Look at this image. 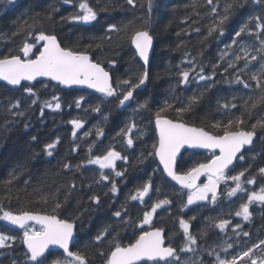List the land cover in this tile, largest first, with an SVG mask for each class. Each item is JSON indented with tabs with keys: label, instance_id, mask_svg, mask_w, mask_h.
<instances>
[{
	"label": "trees",
	"instance_id": "trees-1",
	"mask_svg": "<svg viewBox=\"0 0 264 264\" xmlns=\"http://www.w3.org/2000/svg\"><path fill=\"white\" fill-rule=\"evenodd\" d=\"M80 2L0 0V57L20 55L25 59L20 49L28 42L34 45L28 58H35L42 47L35 36L43 31L55 35L61 47L86 50L92 61L109 72L113 87H117L124 80L137 83V77L145 70L130 36L135 30H148L154 41L147 69L149 79L142 89L135 90L134 99L126 107L119 106L120 95L107 97L87 90L63 89L49 81L22 83L18 89L0 83V216L6 211L34 212L74 222L76 239L71 251L81 253L87 264H106L113 247L109 242L114 236L121 246H127L142 231L152 228L163 229L166 245L176 249V256L168 264H176V257L179 264H219L217 255L221 260L237 257L236 264H251L252 259L264 258V245L260 244L264 240V203L254 200L249 204L247 221L235 214L242 204L248 203V195L264 188V174L259 172L264 168V127L256 128L252 145L242 153L244 159L238 158L225 173L231 177L244 171V191L229 196L235 182L220 181L215 203L210 196L187 205L190 192L166 178L153 148L158 146L155 114L165 102L171 108L162 113L164 117L204 128L214 135H222V127L229 120L242 119L241 127L246 131L258 121L264 122V88L257 87V81L252 79L253 74L260 75L264 66V60L257 55L264 40V0H247L242 8H237L224 25L223 35L218 31L209 35V28L218 20L212 8L223 15L231 0H212V4L207 0H152L151 12L147 0H134L133 4L127 0H87L97 12V20L88 24L68 19L78 14ZM245 24L251 31L236 37L235 32ZM109 25H116L119 31H108ZM233 40L237 43L233 44ZM242 47L249 50L250 56L257 55L255 61L248 59L247 67ZM237 55L242 59L236 60ZM184 71L189 72L187 83H181L180 74ZM201 75L211 79L202 81ZM261 84L264 85V77ZM27 87H32L35 95L25 92ZM117 91L126 92L127 87ZM193 96L198 101L189 111L177 114L176 109L186 107ZM53 97L59 98L60 109L44 107L45 102L55 103ZM81 97L77 107L76 101ZM146 100L148 107L139 108L138 104ZM16 101L20 102L19 107L13 109ZM97 106L100 111H93ZM19 112L23 115H15ZM72 120L83 122L75 136ZM216 122L221 123V129L212 127ZM133 123L136 127L130 135L134 143L129 147L121 129L126 131ZM97 129H102L103 134L97 136ZM48 144L55 145L52 155H48ZM109 149L120 152L127 160H116L114 169L88 163ZM214 155L185 150L177 159L176 172L186 173ZM65 164L70 167L64 168ZM101 172L109 180H102ZM116 172L123 175L116 176ZM249 179L255 182L248 184ZM111 181L116 183V193L110 191ZM149 181L152 187L143 202L131 200L137 188ZM92 196H98L100 203L92 201ZM165 198L171 203L157 209L150 224L141 225L144 213ZM117 211L121 217L114 215ZM181 218L189 223V231L196 237L193 251H181L186 239L179 223ZM221 220L229 222L224 230L216 227ZM237 224L240 228L235 227ZM105 228L109 229L107 238L97 242L95 237ZM0 234L15 238L0 247V264H30L22 243L23 233L0 220ZM249 248L252 252L243 257ZM57 259L67 258L61 251H50L43 264Z\"/></svg>",
	"mask_w": 264,
	"mask_h": 264
},
{
	"label": "snow or ice",
	"instance_id": "snow-or-ice-1",
	"mask_svg": "<svg viewBox=\"0 0 264 264\" xmlns=\"http://www.w3.org/2000/svg\"><path fill=\"white\" fill-rule=\"evenodd\" d=\"M13 0H9L12 3ZM129 4H133L134 0H127ZM208 4H212V0H207ZM148 11L151 12L152 0H147ZM247 0H231L227 3L223 9V15L217 13V8H212V13L218 15V20L209 28V35L213 32L218 31L220 35L224 34V25L229 21L230 16L237 10V8H242ZM82 13V14H81ZM49 18H51L49 16ZM71 21L82 22L84 24L91 23L97 20V12L89 6L87 0H81L79 3V12L76 15L68 17ZM257 20L260 17H256ZM147 24V20L145 21ZM108 31H119L116 25H109ZM198 31V30H197ZM248 25L245 24L235 32L236 37H240L242 33L250 32ZM264 31V28H262ZM31 35V33H29ZM35 39L37 42H44L43 48L40 50L39 55L35 59L28 58L29 54L32 52L34 45L28 42L23 44L20 51L23 53L25 59H21L20 55H5L0 57V80L6 81L12 86H21L22 81H33L37 77H50L52 80L58 81L63 85H88L90 88H94L97 91L103 93L107 97H116L117 95L122 96L119 100V106L126 107L128 102L134 99L135 90L139 89L140 86L144 85L149 79V73L147 70V64L149 62L150 49L153 46V36L148 30H135L130 36V42L135 46V50L139 57L143 60L145 65V70L137 77V83H132L130 80L120 81L117 87H113L111 82V77L107 71L101 66L100 63H95L92 61L88 52L85 51H74L72 48L61 47L55 35H46L43 31L39 32ZM237 41L233 40V44ZM261 48L258 50L257 55L260 56L261 60H264V40L261 42ZM243 52V58L246 61L245 67H247V61L250 58L251 61L257 60V55H251L247 48H241ZM223 58V57H221ZM236 60L242 59L241 56L237 55ZM110 63L115 64V61ZM233 64H229V67H233ZM181 83H187L189 78V72L184 71L181 74ZM264 77V66H262L260 75L253 74L252 79L257 81V87L264 88L261 84V79ZM200 80H209L210 77H205L201 75ZM236 81L241 82L240 77H236ZM126 86V92H119L117 88ZM245 87H248L245 84ZM25 92L30 95H35L32 87H27L24 89ZM80 100L76 101L77 107L80 106ZM264 99V96L261 97ZM53 101L45 102L44 107L60 109L61 105L59 103L58 97H53ZM198 101V97L193 96L189 99V104L186 107L177 108V114H182L189 111L191 106ZM37 100H32L35 104ZM20 102L16 101L12 108H18ZM139 108H147L148 101L138 104ZM255 106V105H254ZM227 107V105H225ZM234 107V105H233ZM171 108V105L165 102L164 107H161L155 114L156 116V127L159 131V145H153L155 155L159 157L160 162L163 164L164 171L169 177L177 181L182 187L188 188L190 194L188 195L187 205L193 204L195 201H202L208 199V193H211L212 202L215 203L217 199V187L220 181L231 179L235 182V187L231 188L228 192L229 196H234L238 191L243 192V186L241 178L245 175L244 171H241L235 176H226V170L229 169L230 165H233V161L237 159V154L241 153L245 146H250L253 143V139L256 135L257 127H264V122L258 121L256 124L252 125V130L245 131L241 127L244 121L237 118L235 121L229 120L227 124L221 125V123L216 122L212 125L214 129L223 130L222 135H214L212 132L205 131L204 128L190 127L184 123L175 122L173 120L167 119L162 115L166 109ZM93 111L99 112L100 108L97 106L93 108ZM41 114H43V108L41 109ZM15 115H23L22 112L15 113ZM107 117H105L106 119ZM71 123L74 125L72 135H76V129L82 127L83 122L81 120H72ZM235 126L236 130H233ZM136 125L133 123L125 131L121 129V133L127 138V145L131 147L134 143L131 133ZM103 134L102 129H97V136ZM88 135V133H85ZM35 139V137H33ZM185 145L192 148H206L209 150L218 149L219 155H214L213 159L207 164H198L197 166L189 169L184 174H177L175 171L177 154L180 149ZM54 144H48L46 149L48 150V155H52L51 149L54 148ZM91 151V146L90 149ZM152 155V153H149ZM118 159L127 160V157H122L120 152L114 149H109L107 153L103 156H96L93 159H89V164H97L101 169L105 168H115V161ZM240 160L244 159L241 154L239 156ZM70 165L65 164L64 168H69ZM79 167V166H77ZM246 171V170H245ZM259 172L264 174V168H260ZM202 173L208 174V183L200 186L196 184L197 179ZM122 172H116V176H122ZM102 180H109L107 175L101 172ZM254 179H249L248 184H253ZM112 187L110 191L116 193L118 191L115 181H111ZM73 188L75 185L72 186ZM152 185L151 181L145 183L142 187L137 188L136 192L130 196V199L140 200L143 202L144 197L150 192ZM158 191V189H157ZM92 201L99 204L100 198L98 196L90 197ZM258 201L264 203V188H261L260 192H252L248 195V203L241 205V210L237 211L235 214L237 216H242L245 221L250 219L249 204L253 201ZM171 201L167 198L159 200L151 206V211L145 212L143 219L140 222L141 225L150 224L152 222L153 214L157 209L164 205H169ZM187 205H184L187 207ZM60 204L57 203L56 208H59ZM55 211V209H54ZM116 217H121V212L117 211L114 213ZM0 220L5 221L7 224L16 226L20 229H24L22 243L26 245V257L27 260L34 262V264H43L44 260L47 259L46 251L49 246L55 245L63 249L67 258L64 261L53 260L52 264H87L86 258L79 252H72L69 250L70 242L74 238V222L69 220L58 219L55 215H39L29 212H21L20 214H14L13 212L6 211L0 216ZM36 221L40 224V230L35 229L28 230L27 222ZM127 223V221H125ZM180 227L183 229V235L185 239L184 248L181 251H193L192 245L196 244V237L193 236L189 231V223L184 221L182 218L179 221ZM228 221L221 220L216 227L221 230L225 229ZM236 228H240L237 224ZM109 234V229L105 228L96 237L97 242H101L107 238ZM118 235V234H117ZM245 236L248 233H244ZM14 237H6L0 234V247H4L6 241ZM113 247L110 254L107 257L106 264H136L137 261L142 258H147L149 260H160L168 264V258L176 256V249L172 247L164 246L163 229L155 228L152 231H142L139 237L134 243L127 245L126 247L121 246L116 237L109 242ZM264 245V240L260 242ZM230 248L231 245H228ZM254 247H259L254 246ZM252 249L249 248L248 251L243 252V257H248ZM211 254V253H210ZM217 260L219 264H236L237 257L232 260H221L217 255ZM176 264H179V258L176 257ZM251 264H258L257 259H252ZM259 264H264V258L259 260Z\"/></svg>",
	"mask_w": 264,
	"mask_h": 264
},
{
	"label": "water",
	"instance_id": "water-1",
	"mask_svg": "<svg viewBox=\"0 0 264 264\" xmlns=\"http://www.w3.org/2000/svg\"><path fill=\"white\" fill-rule=\"evenodd\" d=\"M43 43L44 42H42V47H41V50H42V48H43ZM61 46V45H60ZM153 46H154V41H153ZM153 46H152V48L150 49V53H149V60H150V57H151V54H152V50H153ZM132 48L134 49V51H135V53H136V55H137V58H138V60L142 63V65L145 67V65H144V62H143V60L139 57V55H138V53L136 52V50H135V46L134 45H132ZM36 58V57H35ZM35 58H32V59H35ZM94 62V61H93ZM96 63V62H95ZM149 63V62H148ZM147 69H148V64H147ZM105 69V68H104ZM105 71H107V70H105ZM108 72V71H107ZM109 73V72H108ZM110 75V74H109ZM110 77H111V75H110ZM39 81H49V82H51V83H53V84H56V85H59L61 88H63V89H67V88H76V89H80V90H87V91H92V92H95V93H100V94H103V93H101V92H99V91H97L96 89H94V88H90L88 85H86V84H84V85H76V84H73V85H63V84H60L58 81H55V80H52L50 77H43V76H41V77H37L35 80H33V81H22L21 82V84L22 83H28V84H33V83H35V82H39ZM111 82H112V78H111ZM0 83H2V84H4V85H6L7 87H9V88H11V89H18L20 86H12V85H9L6 81H3V80H0ZM146 84V83H145ZM145 84L144 85H142V86H140V88L139 89H142L144 86H145ZM167 118V117H166ZM167 119H169V118H167ZM171 120V119H170ZM156 118H155V120H154V127H155V131H156V134H157V138H158V145H159V131H158V129H157V127H156ZM173 121H175V122H180V123H184V122H181V121H177V120H173ZM184 124H186V123H184ZM186 125H188V126H190V127H196V126H193V125H189V124H186ZM196 128H199V127H196ZM206 131V130H205ZM246 131V130H245ZM255 138V137H254ZM254 140V139H253ZM251 146V145H250ZM250 146H245L243 149H242V151H241V153H238L237 154V158L242 154V152H243V150L245 149V148H249ZM158 147V146H157ZM185 150H192V151H209V152H214V153H216V155H219V150L218 149H214V150H209V149H206V148H192V147H189V146H187V145H185L184 147H182L181 149H180V152L177 154V158H176V162H177V159H178V157H179V155L180 154H182ZM155 157H156V160H157V162H158V164H159V166H160V168H161V170L163 171V173L165 174V176H166V178L167 179H169L170 181H172L177 187H179L180 189H184V190H188V191H190L188 188H185V187H182L177 181H175V180H173L171 177H169L168 175H167V173L164 171V168H163V164L160 162V159H159V157L158 156H156L155 155ZM214 157V156H213ZM213 157L209 160V161H207V162H205V163H202V164H207V163H209L212 159H213ZM236 160L237 159H235L234 161H233V165L235 164V162H236ZM233 165H230L229 166V168L230 167H232ZM228 170V169H227ZM175 171H176V165H175ZM177 174H184V173H177ZM206 176H208V174L207 173H202L200 176H199V178L197 179V181H196V184L197 185H199L200 184V182H202V180L206 177ZM29 213H32V212H29ZM34 214H39V215H49V216H51L50 214H43V213H34ZM57 217V216H56ZM58 219H60L59 217H57ZM6 223V222H5ZM28 224H33V225H37V226H40V224L38 223V222H36V221H28L27 222V225ZM6 225L9 227V228H11V229H14V230H17V231H22L23 229H20V228H18V227H16V226H12V225H9V224H7L6 223ZM41 227V226H40ZM76 226H75V224H74V238H73V240L70 242V245H69V250L71 251V246H72V244L74 243V241H75V239H76ZM155 228H152V229H149V230H147V231H152V230H154ZM161 229V228H160ZM139 237V236H138ZM163 238H164V246L165 247H169L168 245H166V242H165V237H164V230H163ZM23 246H24V248H25V250H26V245H24L23 244ZM123 247H126V246H123ZM171 247V246H170ZM173 248V247H172ZM175 249V248H174ZM50 251H61V252H63V249H61V248H59V246H55V245H52V246H49V249L46 251V254L48 253V252H50ZM64 253V252H63ZM64 255H65V257H66V254L64 253ZM67 258V257H66ZM172 258V257H171ZM171 258H168V260L169 259H171ZM67 259H71V258H67ZM155 261H160V260H149V259H147V258H142L141 260H139V261H137L136 262V264H141V263H143V262H155ZM30 262V264H34V262H31V261H29ZM160 262H164V261H160Z\"/></svg>",
	"mask_w": 264,
	"mask_h": 264
},
{
	"label": "rangeland",
	"instance_id": "rangeland-1",
	"mask_svg": "<svg viewBox=\"0 0 264 264\" xmlns=\"http://www.w3.org/2000/svg\"><path fill=\"white\" fill-rule=\"evenodd\" d=\"M206 183H208V177H206L205 178V180L204 181H202L199 185L200 186H202V185H204V184H206ZM219 185V184H218ZM217 189H218V187H217ZM212 194L211 193H208V197H210ZM202 201H205V200H202ZM196 202V201H195ZM34 227V225H29L27 228H28V230H32V229H35V228H33ZM36 227H38V226H36ZM40 228V227H39ZM36 230V229H35ZM37 231H39V230H37ZM22 232H24V229H23V231ZM258 262V264H259V261H257Z\"/></svg>",
	"mask_w": 264,
	"mask_h": 264
},
{
	"label": "bare ground",
	"instance_id": "bare-ground-1",
	"mask_svg": "<svg viewBox=\"0 0 264 264\" xmlns=\"http://www.w3.org/2000/svg\"><path fill=\"white\" fill-rule=\"evenodd\" d=\"M245 150V149H244ZM243 150V151H244ZM243 153V152H242ZM32 213H34V212H32ZM62 220V219H61ZM28 225H33V224H28ZM34 226H37V225H34ZM38 227H40V226H38ZM17 231V230H16ZM23 231V230H22ZM22 231H20V232H22Z\"/></svg>",
	"mask_w": 264,
	"mask_h": 264
}]
</instances>
